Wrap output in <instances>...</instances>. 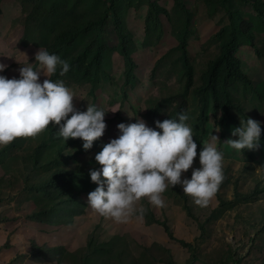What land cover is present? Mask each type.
<instances>
[{"label":"rangeland","instance_id":"1","mask_svg":"<svg viewBox=\"0 0 264 264\" xmlns=\"http://www.w3.org/2000/svg\"><path fill=\"white\" fill-rule=\"evenodd\" d=\"M112 1L116 15L109 9V0H0V62L8 65L0 74L8 78H18L21 64L34 62L38 48L50 46L61 32L104 19L103 29L80 35L61 58L78 55L100 34L109 50L117 48L124 35L136 64L133 88L126 82V63L119 51L109 53L110 80L94 93L89 84L63 82L73 92L78 110H86L88 104L106 112L105 131L89 150L82 148L79 138L65 142L51 122L35 137H18L11 148L7 146L13 141L0 146V264H264V147L240 151L229 147L225 140L236 138L231 136L232 125L218 126L220 112L213 111L208 94L201 120L194 93L208 63L220 51V40L212 36L220 26L228 25L222 5L214 0ZM225 5L252 22L255 45L263 54L258 57L249 45L238 48L240 66L251 83L229 82L235 106L230 114L239 124L247 117L261 121L264 142V20L257 19L251 5L240 0H226ZM181 31L187 33V64L192 72V86L185 95V123L192 127L197 143L193 167H199L202 144L214 134L224 155V180L203 207L168 187L162 194L164 207L152 206L142 197L136 208L150 210L156 219L165 221L186 248L170 240L161 226L146 225L137 214L126 222L99 215L87 205L88 193L79 194L97 186L90 180L89 169L100 167L94 156L119 135L118 123L140 117L155 127L154 121L171 116L175 102L166 100L185 86L176 38ZM60 150L64 151L59 156ZM50 160L60 162L67 174L81 173L80 179L71 181V188L80 195L70 205L72 209L61 203L67 196L59 197L53 189L43 191L42 184L55 169ZM190 174L191 169L184 175ZM58 207L62 209L53 217L51 211ZM76 213L69 226L62 225Z\"/></svg>","mask_w":264,"mask_h":264},{"label":"clouds","instance_id":"2","mask_svg":"<svg viewBox=\"0 0 264 264\" xmlns=\"http://www.w3.org/2000/svg\"><path fill=\"white\" fill-rule=\"evenodd\" d=\"M33 55L34 62L18 68V78L0 74V146L17 137H35L51 122L65 142L79 138L82 148L89 150L105 131L106 112L88 104L86 110H78L73 92L63 81L48 78L58 69L64 75L70 67L66 60L41 47ZM7 67L0 62V73ZM177 117L156 120L155 127L140 117L116 125L119 135L94 156L100 167L89 169L90 180L97 185L87 194L91 209L116 222H126L134 214H144L143 207L136 208L142 197L152 206L164 207L162 194L174 186H180L198 206L210 202L224 180V155L215 144L219 139L212 134L210 141L202 144L199 167H193L197 157L193 129L185 123L186 113L179 112ZM261 123L251 117L240 119L239 126L231 129L236 138H228L226 143L237 151L258 149ZM189 169L190 177L184 175Z\"/></svg>","mask_w":264,"mask_h":264},{"label":"trees","instance_id":"3","mask_svg":"<svg viewBox=\"0 0 264 264\" xmlns=\"http://www.w3.org/2000/svg\"><path fill=\"white\" fill-rule=\"evenodd\" d=\"M215 2H220L223 10L227 14L228 25L220 26L217 32L213 34V38H218L220 40V51L218 56L210 61L207 65L205 72L201 76V85L195 90V95L199 98L200 103V116L203 120V114L205 110V95H209L212 101V108L214 112L219 111L220 117L218 118L217 124L219 127H224L225 125H232V127L239 126L237 119L230 114V111L234 109L232 100L230 99V94L228 92V84L230 81L235 82H246L251 83V80L243 72L240 66V59L237 57L236 52L238 48L242 45L251 46L255 54L258 57H262L263 54L257 49L255 45L254 35L251 31L252 22L247 18H241L237 16V11L228 8L226 0H214ZM242 3L251 5L254 9L255 16L257 19L264 20V0H240ZM109 9L113 11V14L116 15L115 5L112 0H109ZM156 9V8H155ZM107 20H99L97 22H91L85 27H72L67 31L61 32L54 40V42L45 47L50 53H55L60 57L64 53V49L70 47L75 43L77 38L85 33L90 32L93 28L103 29ZM186 35L185 31H181L176 35L178 46L177 49L181 50L182 60L184 62V76H185V86L184 91L169 97L167 102H175L174 109L170 118H178L177 113L184 112L186 110V98L185 95L187 91L192 86V72L190 66L187 64V52H186ZM90 45L86 46L78 55L73 56L66 61L69 63V70L64 74H59V69L57 73L50 75L49 79L59 80L63 82H69L71 84H81L86 83L92 86L91 93H94L96 90L103 87L104 83L110 80V69H112V61L109 53L111 51H119L125 60V77L126 82L134 87V81L136 80L133 72L136 67L135 62L131 56V49L129 46V39L127 36L122 35V43L117 46V48H108L106 44L103 43V35L100 34L95 36ZM114 49V50H113ZM221 135L223 133L221 132ZM18 138V137H17ZM14 138L13 142L10 143L7 148L14 146V141L17 139ZM260 145H263L264 142L260 138ZM39 148H36L35 152L38 153ZM64 150L58 152L59 156L63 155ZM49 164L54 165L55 169L49 181L45 182L43 191L46 189L56 190V193L62 196H67L66 200H62V204H69L65 209H72L71 206L79 200L80 195L83 193H88L93 189H87L80 192L78 195L72 187V179H80V172H71L70 174L65 173L62 164L54 163L53 160L49 161ZM33 166H36L33 164ZM174 191L179 196H184V192L180 189V186H174ZM57 195V196H58ZM71 205V206H70ZM62 208H54L51 212L53 217L58 215L59 210ZM68 210V209H67ZM149 212H144L141 218L145 219L146 225H159L163 228L164 233L168 236L170 240L177 241L182 245L183 248H186V245L182 240H176L172 233L170 232L169 226L165 221H160L156 219L153 213L150 210ZM78 215L77 213L73 215V218L68 221L66 224L70 225L74 217ZM56 219L59 221L60 216ZM56 220V221H57ZM60 222V221H59ZM91 244V243H90ZM91 247V245H89ZM146 249V248H144ZM167 251V250H166ZM173 264V263H169Z\"/></svg>","mask_w":264,"mask_h":264}]
</instances>
